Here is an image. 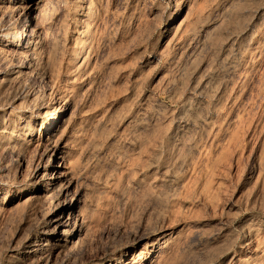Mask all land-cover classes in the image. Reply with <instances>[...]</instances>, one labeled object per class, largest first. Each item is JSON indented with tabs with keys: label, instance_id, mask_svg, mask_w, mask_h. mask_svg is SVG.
I'll return each mask as SVG.
<instances>
[{
	"label": "rangeland",
	"instance_id": "1",
	"mask_svg": "<svg viewBox=\"0 0 264 264\" xmlns=\"http://www.w3.org/2000/svg\"><path fill=\"white\" fill-rule=\"evenodd\" d=\"M3 1L0 264H264V0Z\"/></svg>",
	"mask_w": 264,
	"mask_h": 264
},
{
	"label": "bare ground",
	"instance_id": "2",
	"mask_svg": "<svg viewBox=\"0 0 264 264\" xmlns=\"http://www.w3.org/2000/svg\"><path fill=\"white\" fill-rule=\"evenodd\" d=\"M1 1V0H0ZM8 1V0H7ZM16 1V0H15ZM2 2H4L3 0H2ZM13 2V1H12ZM28 3V2H27ZM34 3V2H33ZM35 3H36V0H35ZM34 3V4H35ZM4 4V3H3ZM18 4V3H17ZM86 4V3H85ZM11 5V4H10ZM23 5V4H22ZM0 6H1V4H0ZM13 6H15V5H12V7ZM11 7V6H10ZM19 7H21L20 5H19ZM18 7V8H19ZM27 7H29V6H27ZM27 7H23V8H25V9H27ZM13 8H15V7H13ZM34 8L35 7H33V8H29V12H26L27 14L24 16V18H25V22L23 23V27H22V32H21V34L19 35L18 33H17V31H16V33L19 35V36H13L9 41H8V43H7V46L8 47H11L12 49H13V52H14V54H16V55H20V56H22L23 58H27V56H30L35 50H34V40H35V37H39V29H38V24H36L35 23V20H34V15H32L33 14V12H34ZM3 9V8H2ZM16 9V8H15ZM21 9V8H20ZM3 11V10H2ZM27 11V10H26ZM9 13V12H8ZM15 13V12H14ZM17 13V12H16ZM23 15V14H22ZM36 15V14H35ZM12 17V16H11ZM6 20V19H5ZM19 22V21H18ZM16 23V22H15ZM14 23V24H15ZM10 24H11V22H10ZM7 27V26H6ZM19 27V26H18ZM20 30V29H19ZM5 31V30H4ZM10 32V31H9ZM2 33V32H1ZM15 33V34H16ZM9 33H4V35H8ZM1 35H3V34H1ZM3 35V37H5ZM12 35H14V34H12ZM11 37V36H10ZM2 39V38H1ZM44 40V39H43ZM36 43V42H35ZM3 46V45H2ZM10 49V48H9ZM11 51V50H10ZM39 51V50H38ZM11 53V52H10ZM9 54V53H8ZM19 58V57H18ZM14 61V60H13ZM23 62V61H22ZM21 63V62H20ZM17 65V64H16ZM24 65V64H23ZM23 65L22 64H20V65H17L16 67H13V72L14 73H21V68L20 67H23ZM33 65V64H32ZM35 66V65H34ZM29 67V66H28ZM31 67V66H30ZM25 68V67H24ZM31 69V68H30ZM11 70V69H10ZM5 72V71H4ZM7 72V71H6ZM10 73V72H9ZM27 74V73H26ZM10 75V74H9ZM8 75V76H9ZM19 75V74H18ZM12 76H14L15 77V75H12ZM6 78V77H5ZM8 79V78H7ZM9 81V80H8ZM17 81V80H16ZM18 82V81H17ZM69 104V103H68ZM65 111V107H63V108H59V109H57L55 112H54V114H52V115H50L49 117H47V119L43 122V125H42V129L40 130V132H39V134H38V137H42V136H46L47 134H50V132L52 131V129L56 126V124H57V122H58V119H57V117L62 113V112H64ZM22 116V115H21ZM24 122V121H23ZM11 126V125H10ZM9 126V127H10ZM31 129V128H30ZM32 129H34V128H32ZM17 130V129H16ZM19 130H17V132H18ZM21 131V130H20ZM25 132V131H24ZM32 133H33V131H32ZM31 133V134H32ZM20 134V133H19ZM29 134V133H28ZM25 135V134H24ZM16 136H17V134H16ZM12 137H13V135H12ZM18 137V136H17ZM20 137V136H19ZM25 137V136H24ZM16 138V137H15ZM13 139V138H12ZM17 139V138H16ZM33 139H35V141H37V147L39 148L40 146H41V143H40V139H38L36 136H35V138H33ZM49 139V138H48ZM25 141H28V140H25ZM47 141V140H46ZM24 142V141H23ZM30 142V141H29ZM32 142V141H31ZM43 142V141H42ZM3 143V142H2ZM11 143V142H10ZM12 144V143H11ZM26 144V143H25ZM30 144V143H29ZM14 145V144H13ZM13 145H10V146H13ZM15 145H17L18 146V144H15ZM34 145V144H33ZM47 145V144H46ZM10 146H8V147H10ZM23 146H25V145H23ZM22 146V147H23ZM5 147V146H4ZM21 147V148H22ZM35 147V146H34ZM26 148H28L27 146H26ZM25 148V149H26ZM16 149V148H15ZM15 149H13V150H15ZM10 150V149H9ZM22 150V149H21ZM1 151H3V150H1ZM43 151V150H42ZM13 152V151H12ZM15 152V151H14ZM17 152H20L19 150L17 151ZM8 153V152H7ZM21 153V152H20ZM18 154V153H17ZM21 155V154H20ZM21 157H22V155H21ZM64 169H65V166H64V164L62 163V162H60V161H58V163H56L55 165H53L52 166V168H50V170H51V174H49L50 176H49V180H47V183H45L44 185H42V188L43 189H48V187H49V185H52L53 187H55L56 186V183L60 180V179H62V178H65V172H64ZM41 172H36V174L34 175L33 174V176H31V180H30V183H37V182H43V179L45 178V177H47V176H45L46 174H44V173H42V174H40ZM32 175V174H31ZM52 187V188H53ZM58 190H59V192L61 193V192H63V188H61V187H59L58 188ZM62 211L63 212H65V213H67V214H70V210H68V209H66L65 207L62 209ZM50 217V216H49ZM51 219H52V216L50 217V221H51ZM67 219V218H66ZM59 221V220H58ZM61 222V221H60ZM54 229V228H53ZM53 233H55V232H53ZM67 233V231L65 230V229H63L62 231H61V234L63 235H65ZM49 250H50V248H49Z\"/></svg>",
	"mask_w": 264,
	"mask_h": 264
}]
</instances>
